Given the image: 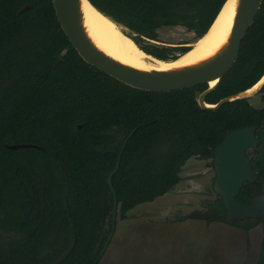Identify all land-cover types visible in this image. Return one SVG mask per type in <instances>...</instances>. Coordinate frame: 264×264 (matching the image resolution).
<instances>
[{"label":"trees","instance_id":"16d2710c","mask_svg":"<svg viewBox=\"0 0 264 264\" xmlns=\"http://www.w3.org/2000/svg\"><path fill=\"white\" fill-rule=\"evenodd\" d=\"M89 1L141 49L169 61L191 46L162 43L158 29L181 25L199 38L226 0ZM263 73L264 0L236 61L206 101L244 90ZM207 86H130L79 55L52 0H0V264H51L74 236L60 264H98L112 230L108 175L120 153L112 183L117 216L126 218L174 187L190 158L210 160L228 132L254 126L258 145L248 155L258 176L236 198L247 204L264 195V87L261 107L243 98L203 109L195 90ZM19 143L39 147H7ZM216 204L224 207L220 197ZM234 223L248 231L261 224L255 264H264V215L259 223Z\"/></svg>","mask_w":264,"mask_h":264},{"label":"water","instance_id":"95a60500","mask_svg":"<svg viewBox=\"0 0 264 264\" xmlns=\"http://www.w3.org/2000/svg\"><path fill=\"white\" fill-rule=\"evenodd\" d=\"M83 1L52 0L58 21L74 48L87 63L98 67L123 83L150 91H172L207 83L208 86L204 90H195V99L203 109H218L222 104L229 101L243 98L249 99L254 94L260 93L264 87L263 73L258 81L244 90L225 96L215 103L206 101L207 94L217 88L221 78L236 61L243 38L253 23L263 0H237L230 34L214 54L187 65L152 69H140L131 66L100 49L89 35L85 25ZM86 1L93 5L89 0ZM224 4L207 31L198 39L211 29ZM28 8L29 5H26L20 12ZM97 10L100 11L99 9ZM119 27L126 34L123 30L124 27L120 25ZM125 144L126 142L123 144L121 152ZM257 145L258 140L254 126H245L226 134L223 142L215 147L212 157L215 171L213 189L222 198L226 214L223 216L218 210L212 208L206 211L195 210L190 214L191 217L221 220L229 224H233L234 220H243L245 218H254L257 223L260 222L261 217L264 215V195L253 197L247 204L238 201L236 198L244 182H253L257 179L258 175L253 170L251 157L247 153L250 148H256ZM29 146L39 147L29 143L7 145L9 148ZM120 157L121 153L114 169L108 175V184L114 196V206L112 210V230L106 241V246L110 242L116 228L118 201L112 183V175L119 167ZM75 241L76 238L74 236L69 247L51 264H60L72 251Z\"/></svg>","mask_w":264,"mask_h":264},{"label":"rangeland","instance_id":"374dc122","mask_svg":"<svg viewBox=\"0 0 264 264\" xmlns=\"http://www.w3.org/2000/svg\"><path fill=\"white\" fill-rule=\"evenodd\" d=\"M158 33L162 43L174 45L185 41L191 46L198 39L181 25L161 27ZM249 100L262 105L260 93ZM209 162L190 158L166 194L137 205L126 218L117 216L98 264H255L263 237L261 224L248 231L235 223L188 217L219 198Z\"/></svg>","mask_w":264,"mask_h":264},{"label":"bare ground","instance_id":"6f19581e","mask_svg":"<svg viewBox=\"0 0 264 264\" xmlns=\"http://www.w3.org/2000/svg\"><path fill=\"white\" fill-rule=\"evenodd\" d=\"M237 0H227L211 29L191 48L174 60H159L146 53L124 34L119 25L83 1L85 25L95 44L108 55L140 69L187 65L214 54L228 38L233 26ZM148 59H151L148 60Z\"/></svg>","mask_w":264,"mask_h":264},{"label":"flooded vegetation","instance_id":"af4514ba","mask_svg":"<svg viewBox=\"0 0 264 264\" xmlns=\"http://www.w3.org/2000/svg\"><path fill=\"white\" fill-rule=\"evenodd\" d=\"M251 149H255V148H250L248 151H250ZM248 153V152H247ZM207 161V160H206ZM210 161H212V159H210ZM212 166H213V163L211 164ZM214 169V168H213ZM181 171V170H180ZM215 172V171H214ZM213 184H214V182H213ZM214 190V189H213ZM215 192V191H214ZM216 193V192H215ZM217 194V193H216ZM217 196L218 197H220L218 194H217ZM221 198V197H220ZM219 199V198H218ZM217 198H216V200H213L212 202H210V204L206 207V209H205V211L206 210H209V209H216V210H218L219 212H220V214H222L223 216H225V214H226V212H225V207H218L217 206V200H218ZM222 199V198H221ZM223 201V200H222ZM224 204V203H223ZM193 211H195V210H193ZM192 211V212H193ZM201 211V210H200ZM192 212H190L189 214H188V217H190V218H195V217H191L190 216V214L192 213ZM197 219V218H196ZM199 219H201V218H199ZM205 220H207V221H209V220H212V219H205ZM235 221V220H234Z\"/></svg>","mask_w":264,"mask_h":264}]
</instances>
